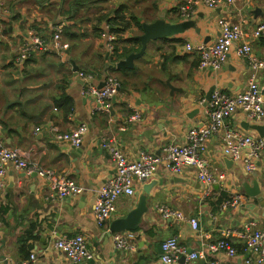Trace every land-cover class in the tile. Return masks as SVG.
Segmentation results:
<instances>
[{
    "label": "crops",
    "instance_id": "1",
    "mask_svg": "<svg viewBox=\"0 0 264 264\" xmlns=\"http://www.w3.org/2000/svg\"><path fill=\"white\" fill-rule=\"evenodd\" d=\"M7 1L0 0V60H5L0 69L3 144L28 152L39 167L74 179L83 192L52 200L47 183L34 172L7 167L0 189V264L26 261L30 254H35L36 264H71L54 248L53 241L58 236L77 234L94 253L92 260L81 264H145L149 259L158 263L156 245L169 238H175L186 253L201 251L202 258L195 264H206L209 258L220 264H243L245 254L240 243L235 245L237 255L233 258L210 253L207 245L218 240L220 230L226 224L231 228L228 225L233 221L238 222L235 227L248 220L264 225V149L255 172L247 175L241 162L223 156L222 132L211 136L203 154L209 171L224 176L217 184L206 187L197 180L194 169L183 168L179 175L160 169L151 179L136 185L134 197L117 200L104 227L96 225L93 207L96 191L114 174L105 147L111 138L117 140L128 159H136L142 150L158 155L164 144L183 145L190 129H200L208 122V103L205 107L203 103L211 87L229 95L246 89L251 69L233 50L220 69L203 70L198 68L197 53L187 52L184 45H211L218 36V19L251 30L264 19V0H235L233 5L221 2L214 9L198 4L194 16L186 20L193 22L192 28L150 41L133 68L126 70L115 69L113 50L108 51L106 46V35L120 21L119 10L129 25L113 46L132 50L137 44L121 40L142 34L136 23L150 24L158 19L172 24L183 22L177 0ZM257 10L262 14L255 13ZM57 28L67 46L60 55L37 52L18 64L17 54L9 53V38L18 45L32 34L50 40ZM250 44L253 55L264 62V38L252 39ZM110 76L120 87L106 101L107 110L101 112L82 90L87 85L102 88ZM256 79L264 85V65ZM170 86L180 92H171ZM134 112L140 116L137 122L130 120ZM80 124L87 126V132L78 148L55 142V129L68 133ZM246 124L264 128V117L249 121L236 112L225 121L227 128L260 137L257 131L245 129ZM254 181L260 189L257 199L245 195L243 189L244 183L252 185ZM152 182L150 195H145L144 185ZM235 193L243 195L239 207L221 210V203ZM142 195L150 212L143 215L136 231L135 249L115 250L109 224L125 217ZM162 206L177 211L183 220L164 221L158 211ZM190 218L197 219L198 231L189 226Z\"/></svg>",
    "mask_w": 264,
    "mask_h": 264
},
{
    "label": "built area",
    "instance_id": "2",
    "mask_svg": "<svg viewBox=\"0 0 264 264\" xmlns=\"http://www.w3.org/2000/svg\"><path fill=\"white\" fill-rule=\"evenodd\" d=\"M226 2L233 5L235 0H177V11L183 21L194 16L195 7L203 4L209 9H214L219 3ZM2 6V3H0ZM10 16V15H9ZM218 36L211 45L199 43L192 45L186 43L184 49L187 52H195L199 57L198 68L203 70H218L227 60L231 50L239 58L247 61L251 69L250 79L246 89L242 93L229 95L214 90L207 102L208 122L200 129L192 128L188 131L183 145L164 144L161 152L156 155L152 152L139 151L136 159H128L113 137L105 144L114 174L96 191L94 202V219L98 227H104L115 211L117 200L124 197H134L136 185L151 179L160 169H166L179 175L183 168L194 169L197 180L211 187L222 180L223 174L215 176L206 166L203 154L206 150V142L211 136L222 132L221 151L223 156L242 163L243 170L250 175L256 170V162L264 149V140L253 137L241 131L225 127V121L236 112H241L249 121H261L264 117V85L260 86L256 79V73L264 65V62L252 53L251 40L264 38V19L259 21L251 30H246L241 24L230 23L224 19H218ZM115 36L106 35L107 50L112 51ZM66 44L61 41V29L57 28L50 40H45L32 34L26 37L16 48L17 63L22 64L37 52L61 54L66 49ZM119 82L114 77H107L102 88L87 85L82 94L90 98L96 105V110H107L106 101L111 99L119 91ZM139 113L134 112L130 118L132 122L139 121ZM0 126V189L4 185L7 167L23 170L27 173L34 172L38 178L45 181L50 190L49 197L52 200L75 197L83 192V188L74 179L56 173L51 169L42 168L32 163L30 154L20 148H10L3 144ZM87 132V126L80 124L72 131L59 132L54 130L55 142L67 148H78L82 137ZM243 195L233 194L224 200L221 210H229L239 207ZM158 211L164 221L181 219L183 216L168 207H159ZM193 231H198L196 218L188 220ZM136 231H124L112 234V242L115 250L133 251L135 249ZM241 244L245 254L243 264H264V225L258 226L253 220L246 221L242 226L235 228H222L220 238L207 245L210 253H223L229 258L237 255L235 245ZM54 248L64 254L71 264H81L94 258V253L87 248V242L80 234L73 236H58L53 241ZM162 254L159 257L161 264H195L198 258H202L201 251L186 253L175 238H169L161 243ZM184 257L182 263L180 258ZM14 264H36L35 254H30L26 261ZM206 264H220L214 258H209Z\"/></svg>",
    "mask_w": 264,
    "mask_h": 264
},
{
    "label": "water",
    "instance_id": "3",
    "mask_svg": "<svg viewBox=\"0 0 264 264\" xmlns=\"http://www.w3.org/2000/svg\"><path fill=\"white\" fill-rule=\"evenodd\" d=\"M256 12H261L262 11L257 10ZM10 24V23H9ZM194 26L192 21H183L180 23L172 24L165 22L162 19H158L150 24H142V34L137 36L136 39L140 42V50L136 53H130L128 56H126L124 59L119 60L116 65L115 69L116 70H126V69H132L134 65V61L141 57L146 49L147 44L150 41H155L158 39H163L167 38L172 35L180 34L186 29H190ZM12 30V27L10 26L8 28V31L10 32ZM3 32L6 33V29L3 30ZM73 65V73L74 75H77V67L74 65V62H72ZM167 84L169 85V81H167ZM171 92L178 89H174V87H171ZM214 91V87H211L206 93L204 97V103L203 107L206 106V103L209 101V98ZM180 92V91H179ZM251 128L259 134L260 137H264V128L260 125H245V129ZM255 176V175H254ZM153 182L144 185L143 191L145 195H150V188L153 186ZM243 189L245 192V195L251 197V198H258L260 194V189L258 187V184L256 181L252 183V185H248L247 183L243 184ZM142 195L136 207L132 209L125 217L117 218L114 219L110 222L109 224V234L110 233H119V232H124V231H137V229L140 226V222L142 220L143 215L147 214L150 212L149 208L146 206V196ZM170 221V220H168ZM238 222H231L229 223V227L235 228V225H237ZM227 225V224H226ZM225 225V227H226ZM156 256L161 255V245H156ZM184 260V257L180 258V263H182ZM145 264H161L154 262L152 263L151 259L147 260L144 262Z\"/></svg>",
    "mask_w": 264,
    "mask_h": 264
},
{
    "label": "trees",
    "instance_id": "4",
    "mask_svg": "<svg viewBox=\"0 0 264 264\" xmlns=\"http://www.w3.org/2000/svg\"><path fill=\"white\" fill-rule=\"evenodd\" d=\"M122 12L121 10H119V12L117 13L120 17V21L119 23H112L114 24V27L110 28L109 30V33L108 34H112L115 36V40L116 41V37L117 38H120V34L121 33H124L126 31H128V27L127 25H129L128 22H126L125 18L122 16ZM106 17V16H105ZM14 18V17H13ZM12 18V19H13ZM133 19V18H132ZM114 20H109V23L113 22ZM142 25V24H141ZM140 25V23H136V26L138 28V30L140 32H142V26ZM117 35V36H116ZM121 42L123 43H127V42H133L135 44H137V48L135 49H132V50H127V49H119L118 47H115L114 45V48H113V51H112V55L114 57V60L115 62H118L119 60H122L124 59L126 56H128L130 53H136L140 50V42L136 39V37H133V38H129V39H124V40H121Z\"/></svg>",
    "mask_w": 264,
    "mask_h": 264
},
{
    "label": "rangeland",
    "instance_id": "5",
    "mask_svg": "<svg viewBox=\"0 0 264 264\" xmlns=\"http://www.w3.org/2000/svg\"><path fill=\"white\" fill-rule=\"evenodd\" d=\"M3 1H4V3H7V2H8L7 0H3ZM10 39H11V38L8 39V43H9V44H7V47L10 46V48H9V50H10L9 53H11L12 55H14V54H16V53H15V47H17V46H16L17 43H16L15 40H14V41H11ZM3 42H4V41H3ZM13 43H14V44H13ZM1 44H2V43H1ZM17 45H18V44H17ZM4 61H5V60H0V69L2 68V65H3ZM110 77H113V76H110ZM2 83H3V81H0V84H2Z\"/></svg>",
    "mask_w": 264,
    "mask_h": 264
}]
</instances>
